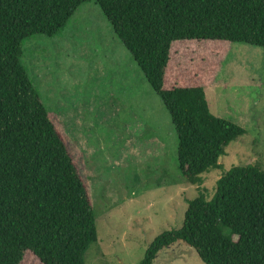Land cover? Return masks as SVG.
<instances>
[{
  "label": "trees",
  "instance_id": "1",
  "mask_svg": "<svg viewBox=\"0 0 264 264\" xmlns=\"http://www.w3.org/2000/svg\"><path fill=\"white\" fill-rule=\"evenodd\" d=\"M86 1L0 0V264H20L28 251L42 264H86L97 240L87 186L21 60L26 38L58 34ZM95 1L169 111L179 170L199 187L182 227L156 236L140 264L175 241L206 264H264V169L233 164L210 197L200 191L203 173L245 132L210 110L205 88L230 42L264 47V0ZM174 40L219 53L202 51L206 58L182 77Z\"/></svg>",
  "mask_w": 264,
  "mask_h": 264
},
{
  "label": "rangeland",
  "instance_id": "2",
  "mask_svg": "<svg viewBox=\"0 0 264 264\" xmlns=\"http://www.w3.org/2000/svg\"><path fill=\"white\" fill-rule=\"evenodd\" d=\"M114 32L88 0L58 34L26 38L21 57L89 192L97 240L86 264H140L156 236L182 227L189 200L199 194L179 170L169 111ZM230 44L205 92L210 110L245 132L228 143L219 167L203 173L206 198L231 165L264 169V47ZM171 45L182 77L206 58L202 51L219 53L203 42ZM20 264L42 263L28 251ZM152 264L206 263L192 246L175 241Z\"/></svg>",
  "mask_w": 264,
  "mask_h": 264
}]
</instances>
